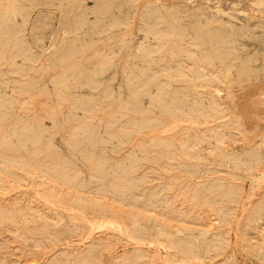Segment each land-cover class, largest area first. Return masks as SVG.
Instances as JSON below:
<instances>
[{
    "label": "rangeland",
    "instance_id": "1",
    "mask_svg": "<svg viewBox=\"0 0 264 264\" xmlns=\"http://www.w3.org/2000/svg\"><path fill=\"white\" fill-rule=\"evenodd\" d=\"M183 1H185L182 3L183 5H178ZM203 1L127 0L126 2V0H108L107 2H101L100 0H82L81 8L76 9L67 6L62 8L59 6L58 0H52L51 3H42L40 1L39 4L35 6L23 31L25 40L29 46L28 48L37 54V56L44 55L54 48L53 46L57 40L61 38L65 32L70 33L71 31L70 34L72 38L79 41L84 52L79 59L75 60L78 61L77 63L81 61L80 66L85 70L83 71L85 72L84 74L88 75L83 76L82 82L86 80L87 82L100 81V83L98 82L99 86L97 88H91L85 85L87 82L82 85L81 83L73 85L70 82V86L68 87L70 91H68L65 89V86H57L52 82L46 83L45 78L42 80L40 79L41 81L39 80L38 82L35 81L37 82L36 84H34L35 82H31L32 84L30 87L21 89L19 93L15 95L16 97L11 95L12 92L7 85H3L4 89L2 88L0 90V96L3 95L2 98L6 95V98L13 99L14 102L12 105L13 108H10L4 123L1 125V131L3 130L2 127H5L4 130L13 132L17 130L23 122H29L34 126L37 132L42 131L46 138L48 137L51 139L54 147L59 150L57 153H34L26 149L27 152L24 150L10 153L6 150L1 151L0 149V264H55L57 257L62 254L63 251L69 250L71 246L79 248L84 242L78 237L88 233L89 225H87V221H83L84 218L87 220L88 218L96 217L95 220H100L101 217L110 219L117 218L120 215V219L123 217V219L128 221L131 220L133 216L138 214L144 215L146 213L147 216L154 217L159 224L162 223L160 226L164 234L161 238L165 243H169V247L165 243V245L162 244L165 247L159 244L158 251V246H156L158 244H155L153 241H149L150 244L146 243L145 246H142L141 244H144L143 240L136 237V235L131 232V226H127L128 229H126L127 231L129 230L128 232L126 229L121 230L111 227V229L108 228L93 233L94 236L104 238L106 242H109H104L105 245L103 244V247H101L99 256L93 261L89 259H77L81 261L78 263L135 264L132 262V255L138 252L139 249H143L144 256L139 259L137 264H223L224 261L228 260L233 261L234 264H264V228H251L245 230L250 213L264 197V176L257 180L256 174L251 171H244L240 174H236L233 170L228 169L221 172H214V169L224 170L226 167L220 166L219 162L213 159L209 160L206 158V156L212 155L209 142L210 133L213 130L218 131L226 128L230 133L229 138L240 139L241 142L239 141V144L244 143L247 139L250 140V136L248 137L244 133L238 134L239 130L236 125L238 119L234 118V112H237V115L242 119L247 117L246 111L248 108L243 104L240 105L238 109L235 108L226 115L214 114V108L211 106V97L223 101L222 97H219V95L224 92L222 90L223 84L213 83L214 85L210 84L207 86L200 85L197 82L195 84V82L190 80L195 77L196 73L194 72H197L198 68L196 67L198 66V61L195 60L194 57L191 58V61L189 55L186 56L187 58L185 59L183 56L187 54L186 52H183V56H169L171 51L180 50L181 41L188 38L191 29H193L197 23H200L202 30H209L212 34L228 35V32H233L236 36V34L242 33L245 37L244 42L246 46H248L243 52L258 54L261 52L260 50L263 49L262 52L258 54L259 59H262L261 56L264 55V33L261 31H254L244 23L233 24L227 17L222 15L218 16V19L220 18L218 22L212 23L213 25L207 24V22L211 20V16L215 17L216 12L215 10L209 11L200 7ZM220 1H222V4H226L231 0ZM242 2L245 3L247 0H242ZM94 5L95 7L93 8ZM150 6H161L163 9L167 8L170 13H174L173 16L179 15V18L185 16L183 21L187 22L183 24L181 29L172 28L174 32H171L170 27L160 21L159 13H157V11H152ZM90 8L94 10L92 9V11ZM63 11L66 13L65 16L63 15ZM78 12H81V17L73 18L72 15ZM121 17L123 20H121ZM201 17L204 18L202 19ZM102 18L103 21H99ZM95 19L97 20L95 21ZM228 21L230 23H228ZM152 22H155L154 26H152ZM188 22H190L192 26H189ZM204 23L205 25H203ZM155 24L157 25L155 26ZM148 26L152 28L150 29ZM223 29H225V33L222 32ZM263 29L264 27L259 26V30ZM43 30L46 31L45 38L38 41L37 38ZM153 30L155 31L152 32ZM92 31L93 35L91 33ZM98 31L101 34H99ZM88 34L90 36H88ZM162 34L170 38L169 42L164 43L160 39L158 40L157 35ZM90 37L91 39H89ZM125 38L126 42L121 43V40ZM142 38H146L153 49V63L150 71L140 78H136L134 72L130 69V64L135 62V59H138L136 45L142 42ZM107 39L111 40L107 41ZM112 41L116 43L112 44ZM90 44L94 46L91 47ZM126 44L127 46H125ZM86 45H89L88 48ZM229 45H233V42H231V44H225L226 49L229 47V49L226 50L227 52H230ZM97 46H99V48ZM206 46L211 47L210 44ZM181 49L185 51L186 47ZM187 49L189 50V48ZM106 53H109L107 56L108 58L106 57ZM114 54L117 56H114ZM104 59L106 61L110 59L111 63L109 61V64L111 67L113 65L112 70H103L104 72L95 73V70L103 64H106ZM193 60H195V62ZM71 61L73 60L65 61L64 65L70 64ZM179 61L181 62L179 63ZM164 63L167 64L165 65ZM194 63H196L195 66ZM93 64L98 65L94 66ZM137 64L139 65V63ZM115 65L116 67H114ZM96 66L98 68H96ZM180 66L183 68L180 69ZM57 68L54 65L51 66L45 74V77H49L50 74H56L57 71L60 72L63 70L59 67ZM189 69L192 72L189 73ZM94 74L96 75L93 76ZM25 77L29 78L28 76H21V79ZM102 78H104V81H102ZM3 79L7 80V77L3 76ZM136 79L139 81H146L142 86L143 90L146 91L142 92L143 95L140 96L138 100L140 103H136V108L134 110H128L126 108V110L129 111H125L127 113L126 115H123L121 113L122 108L118 107V98L116 99L117 101L114 102L116 105L114 103L96 105L90 107L91 109L85 110L86 113L72 105V103H74L72 100L76 98L79 99L81 96L85 97L84 100H89L92 95L98 94L99 96L95 98V100L98 101L101 95L103 96L106 94L104 96L106 97L112 94V91L108 88L110 84L117 86L122 84L125 80H131L137 85ZM258 82L262 83L260 78H253L247 83L238 85L239 88L236 91H232V93L242 91L243 95H245L246 92L249 94V90L253 86L256 84L259 85ZM40 85H42V87ZM132 86L133 85L129 86L130 89H128V87L122 88L120 90L121 97L122 92L130 94V92L133 91L134 94L138 93L139 89ZM164 86L172 92L182 94L183 99L187 100L181 108V110L185 112L195 111L196 109L191 102L193 99L198 100L201 105L199 104L197 110L201 112L202 115L194 119L197 123L194 120L191 122H184L182 120L175 123L171 117L169 120H162L165 116L163 110L158 106H152L149 100L160 89L163 95H171L169 93L166 94V90H162ZM69 94L72 97L69 96ZM27 95L28 97L31 95V97L28 98L26 97ZM201 99L202 102H200ZM69 100L70 102H68L66 106V101ZM167 100L169 99L167 98ZM107 101L112 100L103 99L102 102ZM222 104L218 106L215 105L217 110L224 109V105ZM93 108L95 109L93 110ZM118 108L121 110H118ZM243 108L245 111H242L244 110ZM52 114H54V116ZM55 114H58V116ZM89 114L91 115L89 116ZM212 115H216L217 117H211ZM228 115L232 116L229 117ZM176 116H179V113ZM56 117L57 119L55 120ZM70 117L71 119H69ZM129 117L132 119L126 120ZM49 118L57 122L52 123ZM145 118L149 120L146 121ZM233 118L234 120H232ZM82 119H85V121ZM64 120H69L70 122L67 121L65 124ZM59 121L60 123L58 124ZM63 122L65 124L64 126ZM156 122L159 123L157 124ZM181 123H184L182 129L180 127L182 126ZM52 124L53 126L56 124L58 126L53 127ZM176 124L179 127H177ZM195 124L198 125L196 126ZM190 125L193 128H190ZM200 127L202 129H199ZM232 128H235L234 132ZM186 129H188V131H186ZM203 132L206 135L202 134ZM88 135L92 136L89 137ZM241 135L243 136L241 137ZM144 137L146 138L144 139ZM141 150L144 151V154ZM27 153L29 154L27 155ZM181 155H183L184 159ZM65 159L68 161L66 164H64ZM96 162H99L100 165L94 168L92 165ZM178 164H180V166ZM84 165L86 167H84ZM203 169L208 170L211 174L206 175L207 177L203 176L204 178L197 179L196 175ZM72 176H75L78 182L73 183L71 180ZM180 176L182 179L178 178ZM167 180L170 181L168 182ZM222 180H224L226 184L219 189L213 190V185L220 183ZM228 185L234 186L237 191L235 193V198L232 200L229 195H223L228 189ZM209 186L212 189H208ZM35 189L53 198L54 204L52 206L56 205L59 209L50 207L51 205L45 204L43 201L42 203L39 198L36 199L35 197L37 196L33 193ZM192 193L193 195H191ZM197 193H199V196ZM218 193H222V197H220ZM54 196H57V198ZM61 198H64L67 204L65 202L64 204ZM60 200H62V202ZM68 203L69 206L75 209L68 210L64 209V206H61V204L68 205ZM217 207L220 209L216 210ZM94 211H96V213ZM119 211H122V213ZM115 212L119 213L116 214ZM125 215L127 216L124 217ZM128 216L129 218H127ZM81 217L82 220L79 219ZM49 223L51 225L50 227ZM46 229L49 230L50 234H48V230ZM68 229L69 231L72 230L70 231L71 233H69ZM180 229L195 235L205 231H214L220 237L219 246L214 250L213 254L201 252L199 257H195L180 248L178 250L170 242L176 240V233L180 232ZM64 230L68 232L66 233ZM50 231L55 235H51L52 233ZM64 232L67 234L66 236ZM101 233H104V235H101ZM169 233H171V237ZM128 235H131L129 241L127 239L129 238ZM167 237H170V242H167ZM75 238L77 239L74 240ZM77 260L74 257H70L69 259L61 260L60 264H78L75 263Z\"/></svg>",
    "mask_w": 264,
    "mask_h": 264
},
{
    "label": "bare ground",
    "instance_id": "2",
    "mask_svg": "<svg viewBox=\"0 0 264 264\" xmlns=\"http://www.w3.org/2000/svg\"><path fill=\"white\" fill-rule=\"evenodd\" d=\"M40 1L42 3H51L52 2V0H0V90L3 88V85H7L9 87V89L11 90V92H12L11 95H13V96L17 95L21 89H23L25 87L29 88L30 85L32 84L31 82H35V81L38 82L40 79L42 80V79H45V78H46V81L45 80L44 81L46 83L52 82V83H55L57 86L58 85L63 86V87L65 86V89H67V90H68V87L70 86V82L73 85H77L78 83H81V85H82L83 83L87 82L86 80L82 82L83 76H88V75L84 74L85 72H83V71H85V70L83 68H81V66H80L81 61H80V63H77L78 61H75L76 59H79L81 57L82 53H84V52H83V49L80 46L79 41H77L74 38H72V35L70 34L71 31H70V33L69 32H65L61 36V38H59L57 40V42L53 46L54 48L51 49L50 52H48V53H46L44 55L37 56V54H35L34 52L31 51L30 48H28L29 46L27 45V42L25 40V36H24L23 31H24V28H25V24L27 23L30 15H31V12L35 8V6L37 4H39ZM81 1L82 0H58V3H59V6H61L62 8L67 6V7H70V8L80 9L81 8ZM100 1L101 2H107L108 0H100ZM197 1H199V0H197ZM126 2H127V0H126ZM174 2H176V1H174ZM184 2L185 1L181 2V4H178V5H183L182 3H184ZM227 3L226 4L225 3L222 4V1H220V0H204L203 2H201L200 7L204 8V9H207L209 11L210 10H215V12H216L215 17L214 16L213 17L211 16L210 17L211 20H209V21L207 20L208 21L207 24L209 23V25H210L212 23L218 22V20L220 19V18L218 19V16L219 15H222V16L227 17L233 24H236V23H242L243 24L244 23L246 26H249L252 30H254V31H261L262 33H264V29L263 30H259V26L264 27V0H247V2H245V3L242 2V0H231V1L227 2ZM188 4H187V6H188ZM103 6H104V4H103ZM94 7H95V5L93 6V8ZM150 9L152 11H157V13H159L160 21L163 22V23H165L167 26H169L171 32H174L172 28L181 29V27L183 26V24H186V22H187V21H183V18H185V16H181L180 18H179V15L178 16H173L174 13H170L167 8L163 9V8H161V6H150ZM181 9H183V8H181ZM178 13H179V11H178ZM63 15L64 16L66 15L65 11H63ZM82 16H84V15H82ZM72 17L73 18L81 17V12H78V13L73 14ZM93 20H92V23H93ZM96 20L97 19H95V21ZM121 20H123L122 17H121ZM99 21H103V18L101 20H99ZM124 21H126V20H124ZM90 22H91V20H90ZM154 23L152 24V26H154ZM188 23H189V26H190L191 23L190 22H188ZM228 23H230V22L228 21ZM120 25H122V24H120ZM156 25L157 24H155V26ZM203 25H205V23ZM101 27H103V26H101ZM149 28L151 29L152 27H149ZM225 29H223L222 32L225 33ZM237 30H238V28H237ZM154 31L155 30H153L152 32H154ZM212 31H213V29H212ZM91 33L93 35V31ZM98 33H99V31H98ZM179 33H180V31H179ZM228 33H229L228 35H224V34L223 35H220V34H212V33L209 32V30L208 31L202 30L201 27H200V23H197V24H195V27H193V29H191L188 38L186 40L181 41V43H180V50H177V51L174 50L175 52L174 51H171V53L169 51V53H170L169 56H172V57L173 56H176L177 57V56L182 55L183 52H186L187 54H185V56L182 55L185 59L187 58L186 56L189 55V57H190L189 59H191V58L194 57V59L198 61V66L196 68H198L200 70L197 69V72H194V73H196L194 79L191 78L192 80H190L192 82H195V84H196V82L198 84H200V85L202 84V85H206V86L207 85H210V84H213V83L223 84V87L222 86L221 87H222V90L224 92H222L221 95H219L220 98L222 97V100L223 101H220L219 99H216L215 97H211L212 98V102H211L212 105L211 106L214 108V112H215L214 114L217 113V114H221V115L222 114L226 115L230 111H233L235 108L238 109V107H240V105H243V104L245 105V107L248 108L247 111H246L247 112V115H248L247 117H244V119H242L239 115H237V112H234V118L238 119L237 120L238 122L236 121L237 122L236 125H237V128L239 130V131L237 130L238 131V134L240 135L241 133H244L248 137L250 136V140L247 139V140H245L244 143L239 144L241 142L240 139H238V138H236V139H230L229 138V134L230 133L228 132V130L226 128H223L222 130H218L216 128L218 131H214L213 130L210 133V142H209V144L211 146L212 155L206 156V158L209 159V160L213 159L216 162H219L220 166L226 167L224 170L223 169H214V172H221V171H225L226 169H228V170H233L236 174H240V173H242L244 171H251V172H253V173L256 174V179L258 180V179H260V178H262L264 176V55L261 56L262 59H259V55H258V54H260L262 52L263 49L260 50L261 52L258 53V54L257 53H253V54L244 53L243 52L244 49L246 47H248V46H246V44L244 42L245 41V37L242 35V33H238V34H236V36L234 35L233 32H228ZM45 34H46V31L43 30L40 33V35L38 36L37 40L38 41L43 40L45 38ZM89 34H88V36H90ZM99 34H101V33H99ZM123 35H125V34H123ZM129 36H130V34H129ZM131 36H132V34H131ZM108 38H111V37H108ZM157 38H158V40L160 39L164 43L169 42V40H170V38H167V36H165L164 34L157 35ZM89 39H91V37ZM108 40L109 39H107V41ZM117 41H118V39H117ZM131 41H129V42H131ZM112 42H113L112 44L116 43L115 41H112ZM125 42H126V38L123 39V40H121V43H125ZM231 42H233V45H231V46L229 45L230 46V52H227L226 50H228L229 47H228V49H226L225 44L226 43L231 44ZM118 44H119V42H118ZM208 44H210L211 47H207L206 45H208ZM90 45H91V47L94 46L92 44H90ZM88 46H87V48H88ZM125 46H127V44ZM97 47L99 48V46H97ZM183 47H186L185 51H183L181 49ZM187 48H189V50ZM124 49H125V47H124ZM94 50H95V48H94ZM136 50L138 51V54H137L138 55L137 56L138 59H135V62H132L130 64V69L134 72L136 78H140L145 73H147L148 71L151 70V65L153 63V59H152L153 49H152L151 45L149 44L148 40L146 38H142V42L137 43ZM108 54L106 55V57L108 56ZM114 56H117V55L114 54ZM111 57H112V54H111ZM70 60H73L74 62L71 61L70 64L64 65L65 61H70ZM176 60H177V58H176ZM195 60H193V61L195 62ZM104 61L106 62V64H103L99 68L96 66V68H98V69L95 70V73L104 72L103 70H105V71L106 70H109V71L112 70L113 65H112V67L110 66V64H109L110 59H108V61H106L104 59ZM191 61H192V59H191ZM100 62H102V61H100ZM100 62H99V64H100ZM169 62H170V60H169ZM180 62L181 61H179V63ZM110 63H111V61H110ZM137 63H139V65ZM182 63H185V62H182ZM55 64L56 65L58 64V65L56 66ZM186 64H188V63H186ZM53 65L56 68L59 67L60 69H63V70L60 71V72L57 71L56 74H50L49 77H45V74L47 73V71L49 70V68H51V66H53ZM95 65H98V64H95ZM195 65H196V63H194V66ZM154 66H156V65H154ZM114 67H116V65ZM182 68L180 66V69H182ZM188 71H189V73L192 72V71H190V69ZM162 72H163V70H162ZM95 75L96 74H94L93 76H95ZM3 76H6L7 77V80L3 79ZM21 76H28L29 78H26L25 77V78L21 79ZM184 78H186V77H184ZM253 78H256V79L260 78L261 81H262V83L261 82H258L259 85L256 84L255 86H253L249 90L250 91L249 94H247V92H246V94L243 95V92L242 91H239L237 93H232V91H236L239 88L238 85H242L244 83H247L248 81H250ZM102 81H104V78H102ZM135 81L138 83L137 85H135V82L134 81H131V80H129V81L125 80L122 84H119L117 86H115L113 84H110L108 86V88L112 91V94H110L109 96H106V97H104L106 94L103 95V96L101 95L100 100H98V101L95 100V98L99 96L98 94L92 95L89 100H84V98H85L84 96H81L79 99L75 97L76 98L75 99L76 101L75 100H72V101H74V103H72V105H73V107H77L78 109H80V110H82V111L85 112V110H88L90 107H93V106H96V105L99 106V105L105 104V103L106 104H112V103H114V102H116L118 100L117 101L118 107L119 108H122L121 113L123 115H126L127 113L125 111L134 110L136 108V103L140 99V96L143 95L142 92H145L146 91V90H143V87H142L146 83L145 80L139 81V80L136 79ZM187 81H188V79H187ZM37 82H35L34 84H36ZM98 82L100 83V81H98ZM98 82L91 81V82L85 83V85H87V87L90 86L91 88H97L99 86V83ZM256 82H257V80H256ZM131 85H133L132 87H134L136 89L137 88L139 89L138 90V93H135L134 94L133 91H131L130 94L125 93V92H122V97H123L122 98L121 97V93H120L121 91L120 90L122 88H124V87H128V89H130L129 86H131ZM200 85H198V86H200ZM40 86L42 87V85H40ZM163 89L166 90V94L169 93L171 95H163V93H162V91H160L161 90L160 89L149 100V102H150V104L152 106H155V107L158 106L159 108H161L163 110L165 116H164V118H162V120H169L170 117H171L175 123H177L179 121H182V120L184 122L185 121L191 122L194 119H197L199 116L202 115L201 112H199L197 110L198 109V106L200 104L198 102V100H196V99L194 100L193 99V101L191 102L192 105L194 106V108L196 110L195 111L192 110L191 112L190 111H186V112H188V113H186L185 111L181 110V108L184 106L183 104H185L187 102V100L183 99L182 94H180V93L178 94L176 92H172L166 86H164L162 88V90ZM132 90H133V88H132ZM68 91H70V90H68ZM206 91H208V90H206ZM207 94H209V93H207ZM2 96H0V149H1V151L6 150V151H8L10 153L11 152L12 153L13 152L15 153V152L24 151V150L26 151V149H28V150H30L31 152H34V153H41V152L57 153V151H59V150L56 149V147H54V144L51 141V139H49L48 137L46 138L44 136V133L42 131L37 132L36 129L34 128V126L32 124H30L29 122H23V124H21V126H19L18 129L15 130V131H13V132L4 130L5 127L4 128L2 127L3 130L1 131V125L4 123L6 115L9 113L10 108L14 104L13 99L6 98V95L3 98H2ZM62 96H63V94H62ZM67 96H66V98H67ZM69 96H71V95L69 94ZM69 96H68V98H69ZM26 97H28V95ZM29 97H31V95ZM33 97H35V96H33ZM60 98L63 99L62 97H60ZM167 98L169 100H167ZM103 99L104 100H112V101L102 102ZM25 100H28V99H25ZM133 101H135V102H133ZM68 102H70V100L69 101H66V106H67V103ZM200 102H202V99L200 100ZM139 103L140 102H138L137 104H139ZM59 104H61V103H59ZM114 104L116 105V103H114ZM209 104H210V102H209ZM221 104L224 105V109L223 110H217V107L216 106L221 105ZM18 106H17V108H18ZM14 108H15V106H14ZM119 108H118V110H121ZM126 108L128 110H126ZM94 109L95 108H93V110ZM158 110H157V112H158ZM147 111H148V108H147ZM242 111H245V109L242 110ZM52 112L54 113L55 111H52ZM178 113H179V116H176ZM231 114H233V113H231ZM21 115H23V114H21ZM52 115L54 116V114H52ZM90 115L91 114H89V116ZM56 116H58V114ZM231 116H229V117H231ZM12 117H11V119L13 120ZM82 117H84V116H82ZM82 117H80V118H82ZM92 117H90V118H92ZM211 117H217V116L216 115H212ZM234 118L232 120H234ZM49 119L52 121L51 118H49ZM56 119H57V117L55 118V120ZM69 119H71V117ZM131 119L132 118L129 117L126 120H131ZM55 120H53L52 123L53 122H57ZM82 120L85 121V119H82ZM145 120L147 121L149 119L145 118ZM67 121H69V120H66L65 121V124L67 123ZM107 121H108V119H107ZM6 122H7V120H6ZM14 122H16V121H14ZM36 122H37V120H36ZM59 123H60V121L58 122V124ZM90 123H87V124H90ZM65 124L63 122V126ZM183 124H182V126H180L181 129L184 127ZM198 124H195V125L197 126ZM203 124H204V122H203ZM208 124H210V123H208ZM179 125H180V123H179ZM52 126H53V124H52ZM55 126H58V125L56 124ZM55 126H53V127H55ZM172 126H175V125H172ZM176 126L179 127L177 124H176ZM201 127L199 129H202ZM227 127H228V125H227ZM123 128H124V126H123ZM172 128H175V127H172ZM190 128H193V127H191V125H190ZM232 129H233V132H234L235 131L234 130L235 128H232ZM177 131H178V128H177ZM186 131H188V129H186ZM120 134H121V131H120ZM199 134H200V132H199ZM202 134H205V133L203 132ZM92 135H88V136L90 137ZM124 136H123V138H124ZM175 136H176V134H175ZM242 136L243 135H241V137ZM145 138L146 137H144V139ZM141 139H143V138H141ZM115 141H116V139H115ZM201 142H202V139H201ZM197 143H200V142H197ZM205 146H204V148H205ZM99 149H101V148H99ZM106 149H107V147H106ZM81 150H82V148H81ZM137 150H138V148H137ZM143 150H141L142 153L144 152ZM152 151H153V149H152ZM10 153H9V156H10ZM28 154L29 153H27V155ZM133 154H134V152H133ZM181 156L183 157V155H181ZM65 158H66V156H65ZM157 158H159V157H157ZM183 159H184V157H183ZM147 161H148V159H147ZM179 161H178V163H179ZM66 163H68V161L65 159L64 160V164H66ZM89 164H90V162H89ZM91 164H92V162H91ZM158 164H159V162H158ZM162 164H164V163H162ZM99 165H100V163L99 162H96L92 166H94V168H95V167H97ZM118 165H116V166H118ZM136 165H138V164H136ZM178 165L180 166V164H178ZM84 167H86V166L84 165ZM164 167H166V166H164ZM190 167H192V166H190ZM33 168H34V166H33ZM90 169H91V167H90ZM88 170H89V168H88ZM185 171H187V170H185ZM62 172H63V170H62ZM71 172H72V170H71ZM63 173L65 174V172H63ZM209 174H211V172H209L206 169H203V170H200V172L196 175V177H197V179L204 178L203 176H206V175H209ZM82 176H84V175H82ZM178 178L180 179L181 176L178 177ZM71 180L73 181V183L78 182V179L75 176H72L71 177ZM174 180H175V178H174ZM167 181L169 182L170 180H167ZM42 182H43V180H42ZM182 182H184V181H182ZM225 184H226L225 181L222 180L220 183L214 184L212 188H213V190H216V189H219V188L223 187ZM173 186H174V184H173ZM11 188H12V184H11ZM212 188L209 186L208 189H212ZM236 192L237 191H236V189H235L234 186L228 185V189L226 190L225 193H223V195L224 196H228L229 195L230 196V199L232 200V199L235 198V195H236L235 193ZM33 193L36 194V196H37V197H35L36 199L39 198V200L41 202L43 201L45 204L51 205L50 207H53V208L56 207V205L55 206H52L54 204V199L53 198H50V196L46 195L42 191L35 189V192H33ZM195 194H196V192H195ZM198 194L199 193H197V195ZM221 194H219L220 197H222ZM191 195H193V193ZM191 195H190V197H191ZM196 196H194V197H196ZM55 198H57V196ZM62 200H63V203L64 202L66 203V201H64V198ZM62 200H60V201L62 202ZM194 200H195V198H194ZM218 202H220V201H218ZM62 204H61V206H64L65 207L64 209H68V210L75 209L74 207L69 206V203H68V205H62ZM56 208L59 209L58 207H56ZM82 208H84V207H82ZM218 209H220V208L217 207L216 210H218ZM73 211H75V210H73ZM94 212L96 213V211H94ZM119 212H117V213H119ZM120 213H122V211ZM146 214H144V215H141V214L136 215V214H134L136 216H133V218L131 220H128V221L126 219H123V217H122V219H120L121 216L119 214H118L120 216V217L118 216L119 218L117 217V218L107 219V217H101L100 220H95L96 217L95 218H88L87 220L84 218L83 221L84 220L87 221V223H88L87 225H89V227H88V233L85 234L84 236L81 235V237L78 236L80 238V240H82L84 242L82 243V241H81L82 245L79 248H76L75 246H71V248L69 250L63 251L62 254H60L57 257L55 264H60V261L61 260H64V259L66 260L67 258L69 259L70 257H74V258H76V260L77 259H89V260H92L93 261L96 257L99 256V251H100L101 247H103L104 242H106L104 238H101V237H98V236H94L93 233H95V231H102V230L108 229V228L111 229V227H113L114 229L115 228H119L121 230H125L127 228V226H131L132 227L131 232H133L136 235V237H139V238H141L143 240V243L144 244H141L142 246L143 245L145 246L146 243H149L150 244V242L153 241V242H155V244H158L156 246H158L157 247L158 248L157 250L159 251V244L162 245V244L165 243L162 240V238H161V236H163V234H164L163 233V230H162V228L160 226V224H162V223L159 224L154 217L147 216ZM80 215H78V216H80ZM126 216L127 215H125L124 217H126ZM82 217L79 218V219L82 220ZM127 218H129V216ZM144 219H145V221H144ZM50 226L51 225L49 223V227ZM251 228H253V229H256V228L263 229L264 228V197L261 199L260 203L257 206L254 207L253 211L249 215L248 223L245 226V230L251 229ZM127 229H126V231H127ZM46 230H48V229H46ZM68 231H69V229H68ZM68 231H65V232L67 233ZM70 231H72V230H70ZM70 231H69V233H71ZM118 232H119V230H118ZM125 232H123V233H125ZM66 233H65V236L67 235ZM48 234H50L49 233V230H48ZM53 234L54 233H52L51 235H53ZM61 234H62V232H61ZM102 234L104 235V233H101V235ZM125 234H124V236H125ZM170 235H171V233H169V236ZM176 235H177L176 240H174L173 242H170L169 241V239L171 237L170 236V237H167L166 238L167 242L169 241L178 250L180 248L181 250H184L185 252H188V253L194 255L195 257H199L201 255V252H207L208 254H213L214 253V250L219 246L218 244L220 242L219 235L216 234L214 231H205V232H201L198 235H195V234H190V233H187V232L181 230L180 232L176 233ZM128 236H129V238H127V239L129 241L131 235H128ZM125 238H126V236H125ZM76 239L77 238H75L74 240H76ZM131 240H132V238H131ZM70 244L72 245L71 242H70ZM165 244H167L168 247H169V243H165ZM164 245H162V246L165 247ZM143 256H144L143 249H139L138 252H136L134 255H132V260H133L132 262L135 263V264H137L138 261H139V259H141ZM102 258H104V257H102ZM67 261H69V260H67ZM79 261L80 260H77L75 263H78ZM51 263H53V262H51ZM223 264H234V263H233V261H229L228 260V261H224Z\"/></svg>",
    "mask_w": 264,
    "mask_h": 264
}]
</instances>
